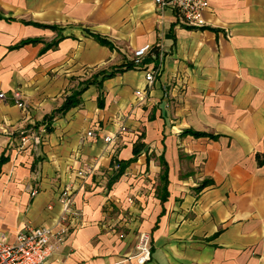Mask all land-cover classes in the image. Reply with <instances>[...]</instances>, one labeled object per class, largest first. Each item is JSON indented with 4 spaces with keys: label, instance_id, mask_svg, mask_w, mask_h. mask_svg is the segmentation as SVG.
Segmentation results:
<instances>
[{
    "label": "crops",
    "instance_id": "0c3cea01",
    "mask_svg": "<svg viewBox=\"0 0 264 264\" xmlns=\"http://www.w3.org/2000/svg\"><path fill=\"white\" fill-rule=\"evenodd\" d=\"M208 2L194 28L154 0H0L10 241L47 226L44 264H138L148 232L145 264H264V0Z\"/></svg>",
    "mask_w": 264,
    "mask_h": 264
},
{
    "label": "built area",
    "instance_id": "2783aa9c",
    "mask_svg": "<svg viewBox=\"0 0 264 264\" xmlns=\"http://www.w3.org/2000/svg\"><path fill=\"white\" fill-rule=\"evenodd\" d=\"M159 8L170 7L174 9L180 20L191 27L200 28L206 25L204 12L209 7L208 0H154ZM152 48L150 44H145L136 48L132 52V64L140 66L142 59ZM155 70L145 73L147 84H151L154 80ZM140 92V91H139ZM0 98H4V93L0 92ZM12 98L19 107H24V101L20 91L12 92ZM32 140L33 143H40L39 134L22 136V142ZM111 137H105V141H111ZM36 190L31 192L32 195ZM72 193L70 186L64 188L61 192L60 202L64 210L70 208ZM65 216L60 217V221H64ZM65 229L61 230L63 233ZM54 235L53 230L47 226H31L26 225L18 231L13 241H10L7 234L0 232V264H44L45 260L51 254V237ZM58 240H61L58 237ZM136 251L133 255L138 264H145L151 257V236L148 232H140L136 243Z\"/></svg>",
    "mask_w": 264,
    "mask_h": 264
},
{
    "label": "trees",
    "instance_id": "16d2710c",
    "mask_svg": "<svg viewBox=\"0 0 264 264\" xmlns=\"http://www.w3.org/2000/svg\"><path fill=\"white\" fill-rule=\"evenodd\" d=\"M95 37L97 38V40H99V41H101V42H106L105 39L101 38V37L98 36V35H95ZM29 41H30V40H25V41L21 42L19 45L24 44V43L29 42ZM31 41H34V40H31ZM130 66L136 67V66H134L132 63L130 64ZM113 73H114V71L111 72V73H109V74H107V75L110 76V75H112ZM85 82H86V81H85ZM86 83H87V82H86ZM86 83H85V84H86ZM83 88H84V86H82V87H81L80 89H78V90L73 91L70 95H68V96L65 98V100H64V102H63V104H62V106L57 110V112H64V111L70 109L71 107H74V106L78 105V104H79V101H80V94H81ZM50 119H51V117H50L48 120H50ZM196 134H197V133H196ZM135 153H136V149H135ZM5 160H6V157H4L3 155H1V156H0V168H1L2 163H3ZM119 168L122 169V168H123V165H122V164H119Z\"/></svg>",
    "mask_w": 264,
    "mask_h": 264
}]
</instances>
